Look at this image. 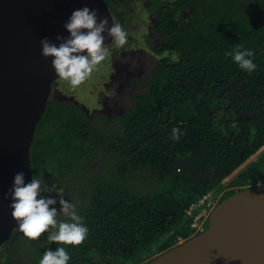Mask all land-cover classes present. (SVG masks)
<instances>
[{"label": "trees", "instance_id": "trees-1", "mask_svg": "<svg viewBox=\"0 0 264 264\" xmlns=\"http://www.w3.org/2000/svg\"><path fill=\"white\" fill-rule=\"evenodd\" d=\"M104 1L128 43L108 45L110 58L78 88L56 80L31 147L33 175L64 189L88 236L79 246L57 245L17 228L0 264L21 254L39 264L57 247L68 264H146L189 235L193 202L264 184V0ZM151 18L160 38L148 49ZM237 47L254 52V72L225 55ZM129 48L136 70L146 73L145 53L156 59L132 88L115 55Z\"/></svg>", "mask_w": 264, "mask_h": 264}, {"label": "water", "instance_id": "water-1", "mask_svg": "<svg viewBox=\"0 0 264 264\" xmlns=\"http://www.w3.org/2000/svg\"><path fill=\"white\" fill-rule=\"evenodd\" d=\"M85 6L115 22L104 0H0V249L19 228L9 190L16 173H25V183L34 177L31 147L59 78L40 40L59 44L72 11ZM146 264H264V184L226 197L203 232Z\"/></svg>", "mask_w": 264, "mask_h": 264}, {"label": "clouds", "instance_id": "clouds-1", "mask_svg": "<svg viewBox=\"0 0 264 264\" xmlns=\"http://www.w3.org/2000/svg\"><path fill=\"white\" fill-rule=\"evenodd\" d=\"M63 26L69 35H57L56 41H59V44L48 37L41 39V55L53 58L52 67L56 74L73 89L84 84L93 72L110 58L109 44L105 43L107 38L110 37L118 48L128 43V32L121 24L113 21L109 26L108 18H101L99 9L88 6L73 10ZM225 55L231 56L239 68L246 72H254L258 67L253 62L252 50H241L237 47ZM179 58L178 52L172 53L171 59L174 62H178ZM171 132L173 140H179L183 135L179 127H174ZM43 185L44 181L37 176L25 183L24 172L15 174L9 196L12 200V216L17 221L19 230L34 241L47 234L49 243L81 245L86 240L89 229L83 222L84 218L77 213L76 205L65 199L62 187L56 184L48 187ZM257 187H260L259 183ZM45 193H55V197L45 196ZM57 204L60 205L59 211ZM60 214L69 220H58ZM70 258L65 247H57L55 251H46L39 264H68Z\"/></svg>", "mask_w": 264, "mask_h": 264}, {"label": "rangeland", "instance_id": "rangeland-1", "mask_svg": "<svg viewBox=\"0 0 264 264\" xmlns=\"http://www.w3.org/2000/svg\"><path fill=\"white\" fill-rule=\"evenodd\" d=\"M153 24H154V18H151L150 22L147 23V26L149 25L148 26V30H147V33H146V35L144 37V41L142 42L143 44H145V46L148 49H151L153 44L156 41L159 40L158 38H160L158 32H156L153 29ZM110 51H113V50H110ZM117 51L118 52L115 53L116 59H117V64H120L121 62H123L124 64L121 66V71L124 72L126 76L127 75L131 76V79H130L131 85L129 86L130 88L134 87V82H136V81L138 82L139 81L138 79H140V80H146L147 79L148 69L150 68V66L156 60L155 56L153 54H151L152 52L151 53L150 52L149 53H145V54H147L149 56V58L145 59V63L147 65L145 67L146 73H144L141 70H136V69L133 68V62H134L133 55H136V54L135 53H133V54L131 53L132 48L128 49V53L127 54L125 52H123V51H119V50H117ZM143 59H144V57H141V61L142 62H143ZM127 60H131V61H127ZM129 69L131 70V75H130ZM121 78L122 77L119 75L118 80H120ZM140 88L141 87L138 85L135 90L131 91V90L127 89V92L132 93V92H135L136 90H139ZM53 90H54V87H53ZM52 93H53V91H52ZM95 114H97V112H95ZM91 161H92V167H93L94 171H100L101 167H103V165H104L103 156H100V158H97V157L93 158L92 157ZM224 192L225 191H222L221 193H219L215 197H209L212 200L213 203H216L215 208L221 202V198L224 195ZM45 196H46V194H45ZM69 202H71V201H69ZM73 204H75V203H73ZM212 205H214V204H212ZM56 207H57V210L59 211L60 207L59 206H56ZM205 211L207 212V209H205ZM60 215L62 216V218L65 217L62 214H60ZM208 221L206 222V228L208 227ZM188 237L189 236L179 240L178 243L183 242L184 240L188 239ZM156 255H158V254H156ZM155 256H152V258L155 257ZM148 260H150V258ZM148 260H146V261H148ZM13 264H31V263L29 262V260H28V258L26 256L21 254L18 257H16V259L14 260ZM140 264H144V262L140 263Z\"/></svg>", "mask_w": 264, "mask_h": 264}, {"label": "built area", "instance_id": "built-area-1", "mask_svg": "<svg viewBox=\"0 0 264 264\" xmlns=\"http://www.w3.org/2000/svg\"><path fill=\"white\" fill-rule=\"evenodd\" d=\"M215 205L216 203H213L209 196H203L189 206L186 212L192 219V222L188 238L198 235L206 229V222L209 220ZM205 209H207V212Z\"/></svg>", "mask_w": 264, "mask_h": 264}, {"label": "flooded vegetation", "instance_id": "flooded-vegetation-1", "mask_svg": "<svg viewBox=\"0 0 264 264\" xmlns=\"http://www.w3.org/2000/svg\"><path fill=\"white\" fill-rule=\"evenodd\" d=\"M54 86H55V84H54Z\"/></svg>", "mask_w": 264, "mask_h": 264}]
</instances>
